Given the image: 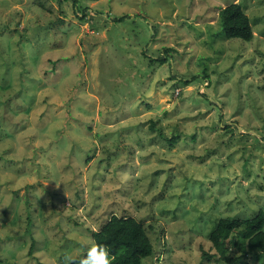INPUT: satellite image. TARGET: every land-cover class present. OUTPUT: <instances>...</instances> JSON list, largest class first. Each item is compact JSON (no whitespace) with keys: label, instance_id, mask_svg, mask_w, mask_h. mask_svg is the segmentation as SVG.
I'll list each match as a JSON object with an SVG mask.
<instances>
[{"label":"rangeland","instance_id":"rangeland-1","mask_svg":"<svg viewBox=\"0 0 264 264\" xmlns=\"http://www.w3.org/2000/svg\"><path fill=\"white\" fill-rule=\"evenodd\" d=\"M232 1L251 40L217 33ZM260 207L264 0H0V264L77 258L113 213L143 264H226L210 232Z\"/></svg>","mask_w":264,"mask_h":264},{"label":"trees","instance_id":"trees-1","mask_svg":"<svg viewBox=\"0 0 264 264\" xmlns=\"http://www.w3.org/2000/svg\"><path fill=\"white\" fill-rule=\"evenodd\" d=\"M123 18L125 17H119V21ZM217 18L220 25L217 33L224 35L225 38L252 39L254 34L249 17L239 1H232L220 7ZM164 61V56L156 60L159 64ZM205 76L208 78L207 74ZM224 127L229 128V125L226 123ZM178 138L179 134L167 137L170 144ZM91 238L93 243L107 248L113 258V264H143L144 259L153 253V244L143 222L132 215L111 214L98 229L91 232ZM209 239L218 253L216 260L220 262L226 264H248L252 260L262 262L264 208H258L251 216L220 217L210 232ZM86 251L74 258L75 264H79ZM204 255L210 256L207 252H204Z\"/></svg>","mask_w":264,"mask_h":264},{"label":"clouds","instance_id":"clouds-1","mask_svg":"<svg viewBox=\"0 0 264 264\" xmlns=\"http://www.w3.org/2000/svg\"><path fill=\"white\" fill-rule=\"evenodd\" d=\"M63 264H75L70 253L64 255ZM79 264H113V258L105 246L92 243L83 258L79 260Z\"/></svg>","mask_w":264,"mask_h":264},{"label":"water","instance_id":"water-1","mask_svg":"<svg viewBox=\"0 0 264 264\" xmlns=\"http://www.w3.org/2000/svg\"><path fill=\"white\" fill-rule=\"evenodd\" d=\"M238 130H240V128L238 127Z\"/></svg>","mask_w":264,"mask_h":264}]
</instances>
